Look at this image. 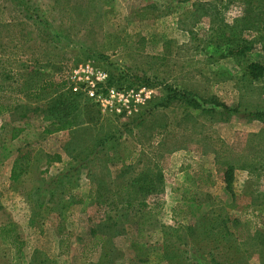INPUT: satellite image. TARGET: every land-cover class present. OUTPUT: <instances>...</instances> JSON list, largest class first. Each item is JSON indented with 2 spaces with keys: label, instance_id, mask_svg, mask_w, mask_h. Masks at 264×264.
Masks as SVG:
<instances>
[{
  "label": "rangeland",
  "instance_id": "obj_1",
  "mask_svg": "<svg viewBox=\"0 0 264 264\" xmlns=\"http://www.w3.org/2000/svg\"><path fill=\"white\" fill-rule=\"evenodd\" d=\"M201 1L208 0H0V89L18 91L36 70L65 81L71 64L93 59L117 84L149 93L131 116L102 114L81 100L76 127L64 136L43 134L44 122L33 114L27 118L31 134L10 139L12 126L23 121L21 110L0 114V226L18 208V237L27 244L19 264H165L159 250L172 256L171 264H212L195 255L197 247L207 255L206 242L207 257L219 264H264V121L240 116L245 109L264 111V75L251 80L243 74L250 62L264 65V0ZM143 11L147 21L139 18ZM114 13L120 14L117 30H111ZM177 17L196 31L193 38L173 36ZM169 89H186L204 107L217 102L238 108L239 115L219 120L169 100ZM23 97L39 111L52 95ZM62 137L75 161L85 149L96 152L69 177L41 175L28 163L18 181L26 198H17L10 165H22L18 156L29 146L42 155ZM79 173L86 178L80 184ZM136 178L141 180L131 185ZM147 179L148 193L140 188ZM206 194L221 202L183 199ZM58 201L68 204L62 209ZM227 220L232 235L205 232ZM94 228L108 237L100 257L86 244L76 246L71 262L56 260L69 236L87 242ZM146 241L149 246L141 247ZM12 246L0 240V264H18ZM82 254L89 259L83 262Z\"/></svg>",
  "mask_w": 264,
  "mask_h": 264
},
{
  "label": "trees",
  "instance_id": "obj_2",
  "mask_svg": "<svg viewBox=\"0 0 264 264\" xmlns=\"http://www.w3.org/2000/svg\"><path fill=\"white\" fill-rule=\"evenodd\" d=\"M243 74L250 78L251 80L260 78L264 75V65L260 62H250L248 63L243 70ZM45 73H41L40 71L36 70L34 73L30 74L29 78L23 83H20L18 85V91L16 88L8 86L3 89H0V114H3L5 112H11L14 111V109L18 108L21 110L19 113V118H23L22 123L23 125H27L28 117H31L30 115H37L39 116L43 122H44V127L42 129V132L44 134H49L55 131H60V130H65L68 129L70 132L76 127L77 120H78V114L80 113V103L82 102L81 100L86 99L79 93H73L71 92L67 87H66V82L64 80H53V78H49L45 76ZM110 80L115 82L114 76L110 74ZM18 92V95L14 96L12 93ZM171 94L167 96V98L170 99H178L180 102L184 101L188 104V106H194L195 110L199 109L200 112H205L210 115H212L215 118H218L219 120H226V118H229V116L225 117V114H238L239 110L238 108L230 107L227 106L224 103H212V105L204 107V105L195 98L194 95H192L191 92L187 91L186 89H181V90H173L169 89ZM26 94L29 99H34V100H41V95L42 94H50L52 95L50 104L45 108L41 109L39 111H34L32 109H29L26 103H24V97L23 95ZM39 108V107H38ZM36 107V109H38ZM217 108V109H216ZM40 109V108H39ZM248 110V111H247ZM31 113V114H29ZM239 115V114H238ZM248 120H253V119H258L261 121H264V111L260 110H252V109H245L242 112V115H240ZM22 126H12L11 131H10V139H14L20 130H22ZM113 134L109 135L110 137H113ZM105 141V137L99 139L97 142L99 146H102ZM96 150H87L85 149L82 152V155H84L83 159L79 161H75L74 166H72L70 169H67V172H65L62 176L67 175L69 177L71 171H76L78 173V170L82 167L85 166L86 158L90 156V154H94ZM88 153V155H87ZM49 159H47L48 161ZM76 160V158H75ZM23 165V163H22ZM14 166V169H12V174H11V179L15 180L17 177H20V174L22 173L24 166ZM26 166V165H25ZM27 167V166H26ZM27 169V168H26ZM232 169V167H230ZM16 170L18 172H16ZM258 170V169H257ZM227 173V172H226ZM59 177V178H60ZM159 182L161 181V175L158 173V176L156 177ZM58 179V178H57ZM139 180L141 178H136L135 180L131 181L132 184L139 183ZM152 179H147L144 182L140 183L142 186L140 188L146 189V192L148 193L149 185ZM56 181V180H55ZM53 180V184L55 183ZM42 185L39 184L40 187H44V184L41 183ZM38 186V188H39ZM125 188V187H124ZM131 200L136 199V197H130ZM185 201L188 202H195L198 205L207 202L209 205H218L221 200L218 198H215L211 196L210 194H206V198L204 199H197L194 197H183ZM140 205L146 206V203L144 201V198L139 199ZM126 205L129 204V202H125ZM57 205H59V208L64 209L67 204L65 205V202L60 204V201L57 202ZM229 225H228V224ZM233 229L232 225L230 224V221L227 220L226 225L222 226L219 228L218 226L212 224L206 228V233L214 235H221L223 238H226L230 235H232L231 230ZM237 231V230H236ZM256 231V230H255ZM220 233V234H219ZM257 233V232H256ZM0 240L3 243H10L11 245L13 244L12 248H14V254L18 256V264H19V258L21 254V250L24 246L23 240L18 237V234L15 231L14 225L11 222H8L4 225L0 226ZM209 245L207 242L205 245H202V248H204L207 251V255L209 256L210 253V248L208 247ZM212 249H215V245H212ZM200 248H196V256L199 259H207L210 263L212 264H219L217 263L213 255L212 257H207L205 255L204 251L199 252ZM160 253H158L160 256V259H163L165 261V264H171L170 257L168 255L166 256L165 252L166 250H159ZM165 251V252H164ZM194 251V253H195ZM142 264L145 263V260L141 261ZM226 264H235L233 262H226Z\"/></svg>",
  "mask_w": 264,
  "mask_h": 264
},
{
  "label": "crops",
  "instance_id": "obj_3",
  "mask_svg": "<svg viewBox=\"0 0 264 264\" xmlns=\"http://www.w3.org/2000/svg\"><path fill=\"white\" fill-rule=\"evenodd\" d=\"M201 2H205L206 5L212 4L209 0L208 1H201ZM193 3H198V2H193ZM191 8L193 9V7H191ZM183 12H184V10L180 13L181 17L186 15V13H183ZM185 12H188V11H185ZM192 13L194 14V12H192ZM145 14H146V12L143 11L142 13H140L139 18L144 20L146 18ZM114 15L115 16L113 17V22H112L113 26H112L111 30H117V27L120 28L119 21H118L119 18H120V14L119 13H114ZM181 17H180V21H179L178 17L175 18L176 20L174 22V35L173 36H175V38H178L179 36L181 38H185L187 36H189L190 38H193L195 36V32L196 31L194 32L193 29H185L186 26L181 23L182 22L181 21ZM165 19H166V17L164 18V21H162L161 23H166ZM207 26L209 27V25H207ZM175 32H176V35H175ZM118 40L119 39H117V41ZM244 119L250 122V120H248L246 118H244ZM21 126L24 127V128H22V130H20L18 132V135L13 140H15V139H23V137H25L26 135H30L31 134L29 124L23 125V123H21ZM68 132H69V130L65 129V130L55 131V132L49 133L47 135L53 136V135L57 134L59 136H64V134L68 133ZM66 140H67L66 137H62V140L60 138L58 143H55L53 145L54 146L53 149H50V150L45 149L43 151L44 153L42 155L41 154L38 155L36 153L32 154V150H33L34 147H30L29 146V149L27 151H25L23 154H20L18 156V161H20L21 159H24L22 161L23 162L22 166H25V165L27 166L28 163H29L30 165H34L35 166L34 170H37L41 175L44 174V175H48V176H52L53 178H56L59 175H62L65 172H67V169H70L72 166H74V163H75L74 157L70 155L71 153H70L69 149L66 147V145H67ZM47 159H49V160L47 161ZM14 166H16V164L13 162V164L10 165L9 179H10V181L15 183V185H16V188H15L16 197L17 198H22L25 201L24 198H26L25 192L27 191V188H24L25 186L22 187L21 186V182H18V181H20V177L19 178L17 177L15 180L11 179L12 169H14ZM20 166H21V164H20ZM26 170L23 169L22 173L25 174ZM16 172H18V171L16 170ZM80 173L78 175H76V178H75L79 184L81 183V181L84 182L85 179H86L85 177H82V175ZM21 174H20V176H21ZM25 182L27 184H29L27 181H25ZM37 184H39V182ZM43 184H44V182H43ZM74 192H75V190L73 191V193ZM82 194L83 193H81L79 195V197H78V202L79 203H81L82 200H83L81 198H84L83 197L84 195H82ZM66 204H68V203L65 202V205ZM20 212H24V210L22 209V210H20ZM68 214H70V213H68ZM64 216H68V215L65 213ZM8 222L13 223L15 231L18 234V232L20 230V227L18 226V208L15 210L14 213H12V218ZM8 222H6V223H8ZM6 223H3L2 225L6 224ZM159 232L163 233L162 228L159 229ZM91 233H92V237L88 240L89 242L88 241L87 242L83 241L82 243L79 242L77 239L69 236V242L67 244L66 250L63 252L64 254L61 253L63 255L58 256V257L56 256V260H58V261L61 260L63 262H71V260H72L71 256L76 252V250H75L76 246L82 248V247L86 246V244L92 246L93 249H94L92 252L93 253L97 252L99 254V257H100L102 255V251H103L104 247L106 246L105 244H106V241L108 239V237L106 236L107 234H103V233L98 232L96 230V228H94V230L92 229ZM141 245H142L141 247L149 246L147 241H146V243L144 242V244L141 243ZM56 247L58 249L57 253H59V244H58V242H57V246ZM26 248H27V244L25 243L24 249H26ZM83 255L84 254H82V256L80 255V257L82 258L83 262H84V260H88L89 257H90V255L87 256V257L83 256ZM14 256L17 258L16 254H14ZM100 264H106V263H104L102 261Z\"/></svg>",
  "mask_w": 264,
  "mask_h": 264
},
{
  "label": "built area",
  "instance_id": "obj_4",
  "mask_svg": "<svg viewBox=\"0 0 264 264\" xmlns=\"http://www.w3.org/2000/svg\"><path fill=\"white\" fill-rule=\"evenodd\" d=\"M110 74L106 66L87 59L71 64L64 79L71 92L92 101L102 114L131 116L139 112L149 93L143 87H123L112 82Z\"/></svg>",
  "mask_w": 264,
  "mask_h": 264
}]
</instances>
